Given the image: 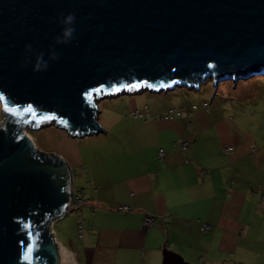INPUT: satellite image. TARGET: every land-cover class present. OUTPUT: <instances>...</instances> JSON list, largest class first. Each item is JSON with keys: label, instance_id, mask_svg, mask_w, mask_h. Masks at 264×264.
<instances>
[{"label": "water", "instance_id": "95a60500", "mask_svg": "<svg viewBox=\"0 0 264 264\" xmlns=\"http://www.w3.org/2000/svg\"><path fill=\"white\" fill-rule=\"evenodd\" d=\"M255 76L264 0H0V264H58L51 226L71 201L68 166L25 132L97 135L99 98Z\"/></svg>", "mask_w": 264, "mask_h": 264}, {"label": "crops", "instance_id": "0c3cea01", "mask_svg": "<svg viewBox=\"0 0 264 264\" xmlns=\"http://www.w3.org/2000/svg\"><path fill=\"white\" fill-rule=\"evenodd\" d=\"M220 87L210 100L201 86L101 98L97 135L52 121L31 131L39 152L84 170L75 185L87 204L52 227L58 264H162L165 251L189 264H264V76Z\"/></svg>", "mask_w": 264, "mask_h": 264}, {"label": "built area", "instance_id": "2783aa9c", "mask_svg": "<svg viewBox=\"0 0 264 264\" xmlns=\"http://www.w3.org/2000/svg\"><path fill=\"white\" fill-rule=\"evenodd\" d=\"M142 90H146L145 87L139 88V89H132V90L125 91V92L136 93V92H139V91H142ZM127 116L128 117H138V116H140V113L138 111H134V112L129 113ZM25 135L32 141L29 132H25ZM188 146L189 145L186 144V143H181L182 149H187ZM226 150H227V152H230V151H232V148H226ZM164 155H165L164 151L160 150L159 153H158V158L160 160H162ZM80 170H81V173L84 172L83 169H80ZM69 171H70V176H71V201H70V204H69V207H68V210H67V214L70 213V212H73V211L78 212L80 209H82L87 204V200L84 197L83 189L78 188L75 185V178L77 176H79L81 173L76 175L75 172H72L70 169H69ZM117 210L120 211V212L125 213V212H127L129 210V207L120 205V206L117 207ZM154 223H155V219L154 218L147 217L144 220V224L147 227H150V226L154 225ZM78 229H79V232H81V224L78 225ZM209 230H210V227L208 225H206V224L202 225L201 228H200L201 233H206ZM51 232L53 233L52 226H51ZM80 237L81 236H79V238Z\"/></svg>", "mask_w": 264, "mask_h": 264}, {"label": "rangeland", "instance_id": "374dc122", "mask_svg": "<svg viewBox=\"0 0 264 264\" xmlns=\"http://www.w3.org/2000/svg\"><path fill=\"white\" fill-rule=\"evenodd\" d=\"M207 82H209V83H207ZM205 84H202V85H200L201 86V89H202V93H210V91H211V95H210V97H209V100H210V98H212V96H213V93H215V90H213V87H212V84H211V81H207ZM225 83V82H224ZM224 83H221V87H220V91H219V93L222 91L221 89H222V87L224 86ZM228 83V84H227ZM230 84V85H229ZM232 84L234 85V82L233 83H231V82H226V85H228L229 87H231L232 86ZM219 87V86H218ZM241 88L242 87H238V90H240L241 91ZM217 90H218V88H217ZM216 90V91H217ZM244 90V89H243ZM138 92H136V93H132V94H137ZM201 93V94H202ZM100 100H102L103 101V99H101V98H99L98 100H95L94 101V103H95V105H96V101L97 102H99V103H101L102 101H100ZM97 107V106H96ZM2 109H3V107H2V105L0 104V124H2L3 123V121H4V116H3V113H2ZM174 112V111H173ZM185 112L186 111H184L183 109H179L178 110V114H185ZM3 125V124H2ZM255 128H259L260 130H264V126L263 127H255ZM29 134H31V132H29Z\"/></svg>", "mask_w": 264, "mask_h": 264}, {"label": "clouds", "instance_id": "9594fccd", "mask_svg": "<svg viewBox=\"0 0 264 264\" xmlns=\"http://www.w3.org/2000/svg\"><path fill=\"white\" fill-rule=\"evenodd\" d=\"M68 19H69V20H71V19H72V17L70 16V17H68ZM65 34H67V33H65Z\"/></svg>", "mask_w": 264, "mask_h": 264}, {"label": "trees", "instance_id": "16d2710c", "mask_svg": "<svg viewBox=\"0 0 264 264\" xmlns=\"http://www.w3.org/2000/svg\"><path fill=\"white\" fill-rule=\"evenodd\" d=\"M56 160V159H55Z\"/></svg>", "mask_w": 264, "mask_h": 264}]
</instances>
